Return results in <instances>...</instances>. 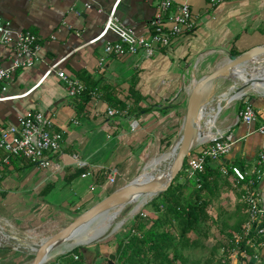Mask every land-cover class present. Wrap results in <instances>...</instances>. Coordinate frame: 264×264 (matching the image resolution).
Segmentation results:
<instances>
[{
	"label": "crops",
	"instance_id": "0c3cea01",
	"mask_svg": "<svg viewBox=\"0 0 264 264\" xmlns=\"http://www.w3.org/2000/svg\"><path fill=\"white\" fill-rule=\"evenodd\" d=\"M117 1L0 0V18L13 37L25 31L39 37L35 65L16 70L0 83V123L17 124L27 113L41 111L52 121V132L63 136L60 150L48 154L52 164L47 169H38L24 158L8 157L0 149V230L9 237L21 240L28 233L37 239L38 229L61 221L65 227V223L133 181L150 156L174 147L180 139L194 82L231 57L232 51L241 54L264 45V0H176V5H190L196 22L194 31L173 39L168 48L159 49L150 58L141 54L108 57L100 65L105 44L115 42L117 36L108 33L90 42L102 33L110 13L114 10L119 23L146 35L159 2L120 0L116 5ZM11 59V48L0 44V66L10 68ZM54 64V71L44 78ZM59 70L85 85L89 80L97 83L96 94L87 104L80 96L69 97L57 77ZM218 90L221 109L214 113L208 134L192 153L198 154L213 136L231 137L229 153L208 164L206 175L210 178L204 196L217 225L239 241L250 215L243 198L246 183H238L230 168L238 166L249 179H256L259 170L264 173L258 165L264 137L257 131L264 120V87L247 88L242 97L233 99V85L223 79ZM116 100L127 108L119 107ZM246 104L258 113V122L245 124L239 120V111ZM146 109L148 112H140ZM109 110L118 113L110 117ZM133 121L138 122L135 131L131 130ZM94 170V176L82 177ZM112 176L114 182L109 180ZM179 181L187 182V174L183 173ZM253 189L264 199V178ZM145 212L154 214L151 207ZM240 227L244 229L242 236L233 231ZM256 240L254 237L251 241ZM251 250L256 264H263L264 244H253ZM237 253L230 251V264L247 261L246 252L241 255L244 259ZM16 256L9 248L0 250V261Z\"/></svg>",
	"mask_w": 264,
	"mask_h": 264
},
{
	"label": "built area",
	"instance_id": "2783aa9c",
	"mask_svg": "<svg viewBox=\"0 0 264 264\" xmlns=\"http://www.w3.org/2000/svg\"><path fill=\"white\" fill-rule=\"evenodd\" d=\"M227 1L230 0H212L213 3ZM87 8L90 9L91 6L88 5ZM114 14L113 10L102 33L90 42L95 43L108 33L117 36L115 42L105 44L104 57L100 59V65H103L108 57L128 58L141 54L145 58H150L159 49L168 48L173 39L194 31L196 24L190 5L185 2L176 5V0H159L146 35H138L133 29L119 23ZM0 44L10 47L12 54L11 67L0 66V83L5 82L16 70L30 68L38 61L39 37L30 31L13 37L1 18ZM55 67L56 64L51 65L44 78L51 74ZM57 77L64 83L71 98L79 97L86 90V85L80 79L68 75L65 71H57ZM95 94L96 92L93 93V95ZM2 99L0 97V100ZM117 113L115 110H109L108 116H115ZM238 118L245 124L259 121L258 113L250 104H246L239 111ZM137 126L138 122L133 121L131 130L135 131ZM257 131L264 137V120L261 121ZM62 142V133L52 132V121L41 111L27 113L18 120L17 124L4 125L0 123V149L7 153L8 157L24 158L38 169H47L51 166L48 154L59 151ZM203 145L205 146L198 154L191 152L192 154L190 153L187 157L184 171L189 178L204 173L210 162L217 161L227 155L233 142L230 136L218 135L213 136ZM5 163H8V158ZM79 165L85 166L82 162H79ZM258 165L264 170V151L259 153ZM230 170L238 183H246L243 198L248 205L250 221L246 227L245 235L255 228L256 237H264V203L260 193L253 189L257 181L264 178V173L259 170L257 175L255 173L256 179L254 175L252 176L254 178L249 179L248 173L242 171L238 166H231ZM94 173H96L95 170L88 171L82 177L94 176ZM109 180L114 182V177H110ZM253 244V241H247V245Z\"/></svg>",
	"mask_w": 264,
	"mask_h": 264
},
{
	"label": "water",
	"instance_id": "95a60500",
	"mask_svg": "<svg viewBox=\"0 0 264 264\" xmlns=\"http://www.w3.org/2000/svg\"><path fill=\"white\" fill-rule=\"evenodd\" d=\"M222 79L233 81L235 92L233 99L242 97L243 91L247 88L264 87V45L254 47L238 56H228L210 74L194 82L187 100L181 136L172 148L174 156L169 158L166 167H159L148 172V167H146L145 172L133 181L96 203L57 233L41 239L35 246L22 245L17 239L7 235L6 239L13 244V249L22 253H33L34 258L31 264H45L49 253L68 239L76 234L87 233L93 224L103 222L111 214L112 216L119 214V211L113 212V210L134 204L138 200L143 201V204L147 203L149 199L153 200L156 196L166 192L182 172L188 155L205 139L208 127L215 118L214 113L221 108L222 99L217 98V92L219 81ZM254 230L255 228L251 233ZM3 234L5 233L0 230V238ZM3 239L6 240L4 236ZM64 253L66 252L62 254ZM115 258V255L111 254L108 264H115ZM245 258L247 261H241L239 264L257 263V258L254 256L246 255Z\"/></svg>",
	"mask_w": 264,
	"mask_h": 264
},
{
	"label": "trees",
	"instance_id": "16d2710c",
	"mask_svg": "<svg viewBox=\"0 0 264 264\" xmlns=\"http://www.w3.org/2000/svg\"><path fill=\"white\" fill-rule=\"evenodd\" d=\"M231 54L240 55L236 51H232ZM86 85V90L80 95L84 104L92 98L97 83L89 80ZM132 86L134 90V85ZM116 103L121 108H127L122 101L116 100ZM140 112L146 113L148 110ZM185 164L171 187L145 206V209L151 207L156 217L144 216L141 212L121 238L115 237L116 246L113 254L118 264H230V258L217 260L209 257L200 262L189 259L187 251L197 246L200 240L207 239L214 227L218 228L220 233L226 232L210 215V202L204 196L210 178L206 175L208 165L204 173L197 174L194 178L188 177L187 182L181 183L179 179L185 173ZM245 204L248 209L246 202ZM243 230L241 227L233 228L234 233L241 236L244 234ZM193 234L195 238L191 237ZM226 235L231 240L227 246L228 252L237 247L238 257L241 258L243 252L248 256L253 255L252 245H247V241L257 236L256 231L244 235L239 241L235 240L233 233ZM254 244H264V237H259ZM83 251V248H75L59 256L51 264H87L88 257Z\"/></svg>",
	"mask_w": 264,
	"mask_h": 264
},
{
	"label": "rangeland",
	"instance_id": "374dc122",
	"mask_svg": "<svg viewBox=\"0 0 264 264\" xmlns=\"http://www.w3.org/2000/svg\"><path fill=\"white\" fill-rule=\"evenodd\" d=\"M223 61H225V60H223ZM223 61H220V63H222ZM221 81H223V79L220 80L219 82H221ZM228 82H230L229 84L234 85L233 81L228 80ZM171 148H173V147H169L168 149H163L162 151H159L156 154L150 156L141 173L145 172V168L148 167L151 164V162L154 161L155 159L160 160V161L158 160V162L156 163L155 166H157L158 168L159 167H161V168L166 167L169 163V161H168L169 158L173 157V154L171 153V151H172ZM164 160H167V161H164ZM147 171H151L149 169V167H148ZM150 201H152V200L149 199L147 203L142 204L139 207V209L135 212H133L134 206H135L134 204H128L124 207H120V208L113 210V212L119 211V216L120 215L122 216V217L118 216L116 222L117 223L119 222V224H117V226L113 224V226H111L112 229L109 228V231L106 230L105 233H103L101 236H99V238H96L95 241H93V239H92V241L90 243H86V244L76 246L73 249H75V248H83L84 249L83 253L86 254V257H88L87 264H108L109 256L114 253V249L116 246L115 237L121 238L124 231L126 229L130 228L134 218L137 215H139L141 212L143 213L144 216L155 217V214L152 213L151 215H147L146 214L147 212H145V206L148 203H150ZM79 216H77V217H79ZM77 217H74V218L76 219ZM63 224H64L63 221H61L60 224L55 223L53 226H51L48 229H44L41 231L38 229L37 230V232H38L37 236H39V238L36 237L37 239H34L32 235L26 233L25 235L26 236L28 235L26 238H22L21 240H17V241L22 243V244L29 245L31 247L35 246L36 244L39 243V241L41 239H45V238L53 235V233L51 234V232H54V234H55V232L57 233L59 230L64 228V226H62ZM65 224L68 225L69 223H65ZM92 227H95V225L93 224ZM9 230L10 229H8V231ZM227 232L228 231H226V233ZM7 233L11 234L9 232H7ZM226 233H220L218 228H213L210 236L209 235L207 236V239H202V241L200 240V242L197 243V246L193 247L190 251H187V254L189 255V259L191 261H195V262L196 261H198V262L204 261L209 257H212V258L217 259V260L218 259L228 260L229 258L231 259L233 256L231 254L234 251H232L231 254H230V251L229 252L227 251L228 250L227 246H229L230 243L228 242L229 238L227 237ZM91 234L92 233H90L89 236ZM191 237L195 238L196 236L193 234ZM203 241L205 242V244H203ZM5 248H9V250L13 253L15 252L17 254V256H16L17 258L16 259L14 258V260H11V261H8V260L0 261V264H31V262L34 258L33 253H31V252L30 253H22V252L16 251L13 249L12 243H10L7 240L4 241V239H3V242H0V250H4ZM234 250L238 251V248L236 247ZM66 253H67V251H66ZM61 255H63V254L60 253V254L55 255L53 258L49 259L45 264L53 263ZM97 258L99 260H97V262H95V259H97ZM115 264H118L116 262V258H115Z\"/></svg>",
	"mask_w": 264,
	"mask_h": 264
},
{
	"label": "bare ground",
	"instance_id": "6f19581e",
	"mask_svg": "<svg viewBox=\"0 0 264 264\" xmlns=\"http://www.w3.org/2000/svg\"><path fill=\"white\" fill-rule=\"evenodd\" d=\"M230 83V82H229ZM224 84V83H223ZM233 84V83H232ZM222 87V86H221ZM225 87V86H224ZM231 88V87H230ZM221 89V88H220ZM226 90V89H225ZM219 91V90H218ZM222 92V91H221ZM224 99V98H223ZM225 101V100H224ZM221 109V108H220ZM172 149V148H171ZM171 153L174 156V151L172 150ZM159 160V159H158ZM157 159H155L154 161L151 162V164L148 166L150 170H154L156 168H158L156 165V163L158 162ZM160 161V160H159ZM148 170V169H147ZM148 172V171H147ZM143 204V201H136L134 203V210L133 212L137 211L139 209V207ZM133 206V205H132ZM120 208V207H119ZM129 213V212H128ZM131 213V212H130ZM113 214L109 215L106 217L105 220H103V222H99L98 224H94L95 227H91V229L89 231H87V233H82V234H76L74 235L72 238L68 239L64 244L60 245L59 247H57L56 249H54L52 252L49 253V257L48 260L53 258L55 255L66 252L74 247H76L77 245H82V244H86V243H90L91 239H96L99 238V236H101L103 233H105L106 230L109 231V228H111V226L119 224V222L117 223L116 220L119 216V214L117 216H112ZM131 215V214H130ZM121 216V215H120ZM119 216V217H120ZM122 217V216H121ZM4 220V219H3ZM115 226V227H116ZM112 229V228H111ZM13 233V232H12ZM92 233L90 236L89 234ZM88 234V235H87ZM7 234H3L2 235V239L3 236L8 238V236H6ZM7 240V239H6ZM89 241V242H88ZM25 245V244H22ZM28 246V245H25ZM47 260V261H48Z\"/></svg>",
	"mask_w": 264,
	"mask_h": 264
}]
</instances>
